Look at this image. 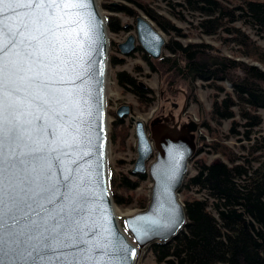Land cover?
I'll use <instances>...</instances> for the list:
<instances>
[{"label":"trees","instance_id":"trees-1","mask_svg":"<svg viewBox=\"0 0 264 264\" xmlns=\"http://www.w3.org/2000/svg\"><path fill=\"white\" fill-rule=\"evenodd\" d=\"M184 17L196 15L194 30L208 37L218 36L225 46L235 49L237 58L249 59L256 65L233 59L206 43L180 44L170 41L163 46V54L152 60L140 50L141 58L151 73L163 77L167 90L177 82L186 85L184 95L194 100L195 84L203 83L214 94L209 111L210 143L202 144L196 154L209 148L219 154L210 163L197 160L195 174L183 181L178 193L186 215L185 226L166 242L155 241L147 245L154 264H264V123L259 110L264 109V46L246 32L264 41V1L238 0H165ZM131 3L166 32L173 29L140 0ZM115 12H127L122 6H113ZM110 32L120 30L111 18L104 19ZM111 50H115L111 44ZM138 50V49H137ZM167 52L168 55H165ZM108 63L119 64L122 59L108 55ZM116 81L124 92H130L146 109L155 101L152 91L141 87L129 74L118 71ZM227 82L229 90L221 84ZM224 93L219 99L218 95ZM113 116V126L123 119ZM229 121L226 134L219 137L218 127ZM114 134L112 135V138ZM228 138L238 143V151L224 144ZM195 154L189 159L191 162ZM110 196L119 206L132 203V195L116 196V190L131 192L139 187L147 174L129 180L126 175L115 180L110 176ZM196 197H194L192 194ZM146 199L139 202L145 207Z\"/></svg>","mask_w":264,"mask_h":264},{"label":"water","instance_id":"water-1","mask_svg":"<svg viewBox=\"0 0 264 264\" xmlns=\"http://www.w3.org/2000/svg\"><path fill=\"white\" fill-rule=\"evenodd\" d=\"M89 5L87 9L82 10L84 19L85 22L90 20L96 28L93 32L95 42L90 48L88 42L85 41L84 50L90 53L88 57H85L88 61L87 73L74 84L52 82L42 89L47 92H51L52 89L68 88L83 90L81 95L83 99L88 100V104L83 105L85 123L82 126L84 129L82 143L78 147L64 148L60 152L52 153L51 157L47 156V151L39 154L44 155L51 162L50 180L45 179L40 173V168L44 166L45 161L39 159V155L21 157L24 163L20 164L16 161V167L5 173L7 177L5 183L10 181L15 186V192L12 193L15 200L13 212L18 224L15 232L4 237L6 243L0 247V264H33L35 253L33 257L27 255L31 251L32 244L28 236L36 231L31 221H40L48 216L55 217L54 220L49 219V227L56 226L58 223L62 226L58 228L62 234L75 236L77 241H88L86 245L80 244L78 248H61L53 255L73 260L87 253L93 256L98 264H136L135 259L141 248L155 241L166 242L174 238L185 226L186 215L177 200V192L188 173L189 159L196 150L193 138L196 125L192 122L187 124V131L190 132L188 135L171 136L164 124H153L150 128V135L147 136L142 120L130 115L128 105L118 106L115 115L118 118L128 117L134 126L136 159L131 173L136 175L146 173L152 187L146 209L124 218L123 227L128 234L120 228L115 218L106 174L108 142L104 96L108 59L107 33L104 18L98 11L96 0H89ZM89 12L92 13L91 17L88 16ZM135 31L137 46L150 58L158 59L164 45L159 32L154 30L151 23L141 16L135 17ZM81 39H83L82 34ZM117 48L123 55L130 54L135 49L134 38L131 35L127 36L124 42L117 45ZM19 50L23 51V47ZM76 63L78 65L79 61L77 60ZM42 71L49 72L50 70L43 69ZM79 71L81 70L78 66L75 71H72L69 66L66 69L67 76L64 78L74 77ZM21 75H31V73H21ZM50 78L52 81H57L60 75L50 73ZM138 84L143 86L140 82ZM18 85L21 91L16 93V96L20 98L21 103L16 111L19 115L21 138L14 142L5 140V152L16 145H19L16 147L18 153L21 150L27 152L28 148L25 146H32L28 137L29 133L32 139H36L39 135L41 141L45 143L53 139L50 135L37 133L35 129L36 127L45 128L53 124L54 120L50 118L47 121L43 119L35 121L34 117L40 114L38 107L47 110L50 117L54 113L39 100L33 99L35 89L28 88L26 82L23 81H18ZM56 95L60 96L59 93ZM51 107L62 110V106L56 104L55 101H51ZM89 108L91 109L90 116L87 115ZM70 111L72 115L66 117V121L79 114V109L72 108ZM8 118L12 119L10 116ZM28 121H34V123L29 124ZM89 138L91 144L88 143ZM85 152H90L91 155L85 156ZM153 152L155 153L154 160L146 167ZM57 155L60 157L59 160L56 159ZM34 166L37 168L35 172L32 171ZM68 169H71L70 175ZM65 176L69 178L65 180ZM40 186L52 188L55 195L49 192L44 193L42 197L33 198V193ZM49 196L53 199L51 204L47 202ZM153 220H158L159 224L151 223ZM75 221H79V230L73 232V229L77 228ZM108 242H110V247L106 252L103 248L97 251L98 244L104 245ZM133 250L135 255H132Z\"/></svg>","mask_w":264,"mask_h":264},{"label":"snow or ice","instance_id":"snow-or-ice-1","mask_svg":"<svg viewBox=\"0 0 264 264\" xmlns=\"http://www.w3.org/2000/svg\"><path fill=\"white\" fill-rule=\"evenodd\" d=\"M89 6V0H0V247L6 243L5 235L15 232L18 224L13 212L15 200L12 193L15 192V186L10 181L5 183L7 179L5 173L16 167V161L23 164L24 160L21 157L44 154L46 151L47 156L51 157L52 153L60 152L64 148L78 147L82 143L84 132L82 126L85 123L83 105L88 104V100L83 99L81 95L83 90L68 88L52 89L51 92H47L42 89L52 82L74 84L87 73L88 61L85 57L90 53L84 50L85 41L90 48L95 42L93 32L96 28L90 20L85 22L84 19L82 10ZM88 16L91 17L92 13L89 12ZM20 47H23V51L19 50ZM69 66L72 71H75L77 66L81 71L74 77L65 79L66 69ZM43 69L50 71L45 72L42 71ZM21 73H31V75H21ZM50 73L60 75V79L52 81ZM18 81L26 82L28 88L35 89L33 99L39 100L54 113L50 117L47 110L38 107L40 114L34 117L35 121L41 119L47 121L50 118L54 120L53 124L45 128L35 129L37 133L50 135L53 139L45 143L41 141L39 135L36 139H32L29 133L32 146H25L28 148L27 152L21 150L18 153L16 147L19 145L10 147L5 152V140L14 142L21 138L19 115L16 111L21 103L20 98L16 96V93L21 91ZM56 93L60 96L58 97ZM51 101L61 105L62 110L52 108ZM72 108L79 109V114L66 121L65 118L72 115L70 111ZM87 115H91L90 108ZM9 116L12 119H9ZM28 123L33 124L34 121ZM88 143L91 144L90 138ZM84 155L88 156L91 153L85 152ZM39 159L45 161L40 173L45 179L50 180L52 166L50 160L44 155H39ZM56 159L59 160L60 157L57 155ZM32 171H37V168L34 166ZM67 171L70 175L71 169ZM68 178L65 176V180ZM49 192H52V188L40 186L33 193V198L42 197L44 193ZM52 195L54 196L55 193L52 192ZM47 202L53 203L51 196L47 198ZM49 219L54 220L55 217L48 216L40 221H31L36 231L28 236L32 244L31 251L27 255L33 257L35 253L33 264H98L94 257L87 253L73 260L53 255L61 248H78L80 244L86 245L88 241H77L75 236L62 234L58 231V228L62 227L58 223L49 227ZM75 223L77 228L73 229V232L79 230V221ZM151 223L159 224V221L153 220ZM109 247L110 242L104 245L98 244L96 249L99 251L103 248L106 252ZM132 255H135L134 250Z\"/></svg>","mask_w":264,"mask_h":264},{"label":"rangeland","instance_id":"rangeland-1","mask_svg":"<svg viewBox=\"0 0 264 264\" xmlns=\"http://www.w3.org/2000/svg\"><path fill=\"white\" fill-rule=\"evenodd\" d=\"M140 1L146 4L147 7L155 14H157L161 19H163L164 21H168L169 24L173 26V29H168V32L162 30L160 26L156 25L152 20L144 15L141 9H138L135 5H133L131 3V0H96L97 8L98 11H100L101 16H103L104 19L108 16H111L116 24L122 27L120 30L115 32H110L106 29L108 43L107 54L116 55L118 58L122 59V61L115 66L110 65L108 61L106 64L107 68L105 74L106 82L104 98L108 142L106 150V174L108 175V182L109 179H111V175L114 176L115 180H119L123 175H126L130 181L136 179V174L131 173V170L134 167V161L136 159V140L134 136V126L130 119H128V117L120 118L123 119L122 124L113 126L114 118L112 114H114V116L116 117L115 112L118 106H129L130 115L135 119L142 120L147 136L150 135V128L152 127L153 122L160 124L166 122L168 126H172V124L176 122L177 119L179 120V117H181V124H183L184 122V124H186L185 127L189 122L195 123L196 130L193 133V138L195 140L196 150H198L199 147L202 146V144L206 145L207 143H210L212 141L209 129L206 126H202V122L206 121L211 128L215 127L213 122L210 121L209 111L212 105V98L214 94L217 93L215 91L213 92L203 83H197L195 84L196 87L193 90V93L195 94V101H193L185 97L184 91H187V87L182 82H177L176 85H174L172 91H168L166 80L163 77L160 78V76L155 73H151L147 67V64H145V62L141 58V53H139L141 49L139 46H137L136 42V16H141L151 23L153 29L158 31L161 35L164 41V45L170 41H176L182 45L188 44L190 42H202L209 44L211 47L216 49V53H221V55L231 57L234 60H242L245 63L247 62L249 64L256 65V63L252 62L249 59H243L241 57H239L238 59L234 52L235 49L232 50L231 46H225L218 36L215 35L212 37H208L204 34H201L198 30H194L193 27L195 26V22L197 21V19L195 18L196 15L190 17V15L188 16L186 13H184V17H182L181 19L177 18V16L181 15V13L179 12V8L177 9L175 6H173L172 1ZM237 2L238 0H230V3L233 4ZM113 6H122L123 10L127 12H115L114 10H111ZM245 30L253 40L256 39L261 46H264L263 40L254 37L250 30ZM129 35H131L135 40V49L130 52V54L123 55L119 52L117 45L124 42L126 37ZM111 44H113L115 50H111ZM163 50L164 49L162 47L161 54L164 53ZM165 55H168L167 52H165ZM118 71H122L131 75L137 83L140 82L143 85L141 87H147L150 91H152L153 96H155V101L151 106H149V108L146 109L142 104H140L132 93H126L123 91V88L119 86L116 81L115 73ZM220 86H222L224 92L229 90V85L227 82L221 84ZM218 96V98L221 99L224 96V93H220V95ZM258 113H260L262 122L264 123V109H260ZM228 127L229 121H226L217 128L219 137H221L220 134L223 135L227 133ZM113 134L114 137L112 138ZM224 144L228 147L233 148L235 152L238 151V143L234 138H228L224 141ZM194 154V158L191 162L188 163V173L185 176V179L188 177H192L195 174L193 166L197 160H202L206 164L212 162L217 158H221L219 154H213V152H211V149L209 148L203 149L197 154L195 152ZM154 155L155 153L153 152L152 156L146 163V167H148V165L153 162ZM139 184V187L131 192H127L122 189L115 191L116 196L119 197L132 195V203L129 205L119 206L113 202L115 218H117L120 228H122L126 233L127 231L123 227L124 218L130 217L136 213L143 212V210L146 209L147 203L149 201L152 183L148 176L147 179L142 180V182H140ZM182 197V193L177 194V200L179 199V202H181ZM143 199L147 200L145 204L146 206L141 208V206H139V202ZM135 260L136 264H154V260H152L151 253L147 248V245L139 250Z\"/></svg>","mask_w":264,"mask_h":264},{"label":"flooded vegetation","instance_id":"flooded-vegetation-1","mask_svg":"<svg viewBox=\"0 0 264 264\" xmlns=\"http://www.w3.org/2000/svg\"><path fill=\"white\" fill-rule=\"evenodd\" d=\"M162 122V121H161ZM153 124H160L153 122ZM166 130L169 132L171 136H177V135H183V134H190V132L187 131V127H185L186 124H181V117H179V120L177 119L176 122L172 124V126H168L166 122H163Z\"/></svg>","mask_w":264,"mask_h":264},{"label":"bare ground","instance_id":"bare-ground-1","mask_svg":"<svg viewBox=\"0 0 264 264\" xmlns=\"http://www.w3.org/2000/svg\"><path fill=\"white\" fill-rule=\"evenodd\" d=\"M96 5H97V2H96ZM179 200V199H178ZM180 203V202H179ZM181 204V203H180ZM182 205V204H181Z\"/></svg>","mask_w":264,"mask_h":264}]
</instances>
